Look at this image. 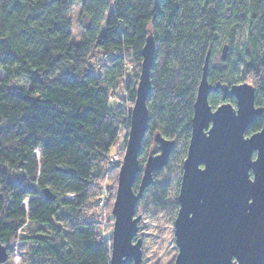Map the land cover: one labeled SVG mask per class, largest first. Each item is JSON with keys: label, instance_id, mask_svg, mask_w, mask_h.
I'll return each mask as SVG.
<instances>
[{"label": "trees", "instance_id": "1", "mask_svg": "<svg viewBox=\"0 0 264 264\" xmlns=\"http://www.w3.org/2000/svg\"><path fill=\"white\" fill-rule=\"evenodd\" d=\"M74 4L87 22L76 44L67 16ZM148 36L155 50L140 170L155 134L175 142L168 163L177 150L186 154L207 54L209 84L229 87L240 67L238 80L253 73L255 106L263 103L264 0H0V244L7 261L24 243L25 264H109L111 242L100 235L96 203L102 182L116 180L110 175L120 161L110 165V150H124L131 111L124 102L133 105ZM223 43L225 66L210 68ZM128 66L137 71L127 76ZM222 102L235 104L210 92L212 109ZM260 127L257 119L245 135ZM158 173L136 209L148 193L153 212L170 203L178 209L176 198H166L167 184L155 182Z\"/></svg>", "mask_w": 264, "mask_h": 264}, {"label": "water", "instance_id": "2", "mask_svg": "<svg viewBox=\"0 0 264 264\" xmlns=\"http://www.w3.org/2000/svg\"><path fill=\"white\" fill-rule=\"evenodd\" d=\"M154 50L153 39L148 36L141 51L140 73L111 207L109 264H141L142 242H133L141 220L136 207L153 183L154 173L167 165L175 145L155 134L153 140L158 148L149 151L140 170L138 156L148 123L146 101ZM227 51L224 45L222 61ZM208 59L207 54L181 165L178 209L173 221L177 249L173 264H264V91L263 103L255 106L256 90L250 84H209ZM215 90L222 92L223 101L234 98L235 106L222 102L212 109L208 96ZM257 119L261 120L260 129L246 136V130ZM44 196L54 200L48 190H44ZM7 259L6 247L0 244V264Z\"/></svg>", "mask_w": 264, "mask_h": 264}, {"label": "rangeland", "instance_id": "3", "mask_svg": "<svg viewBox=\"0 0 264 264\" xmlns=\"http://www.w3.org/2000/svg\"><path fill=\"white\" fill-rule=\"evenodd\" d=\"M109 13V12H108ZM67 16L71 22V40L72 43L76 44L79 42L81 34H82V27L87 23L86 19L81 16L80 12V6L77 4H74L68 11ZM245 33L244 35H239L235 38L233 47L230 49V52L232 53V59L236 57V51L235 45L236 42L239 43V50L244 48L245 44ZM224 45L221 44V47L219 51L215 54L214 58L210 61L209 67L213 69H219L223 68L225 65L224 62L221 60V48ZM233 51V52H232ZM241 70L240 67L237 68L236 76L233 78L231 85L235 84H242L247 83L250 85H254L251 81V77H253V73H246V79L243 81L238 80L239 74H237ZM137 68L136 66H128L127 76H130L131 72H136ZM3 73L0 71V79L3 78ZM123 91V90H122ZM117 96L122 97L120 95L121 93L118 91ZM125 96V94H124ZM262 99V98H261ZM123 103V102H122ZM126 104V109L132 108V105ZM110 106H112V103H110ZM235 106V105H233ZM158 146L156 144H152L148 151L151 150H157ZM118 149L114 150L111 149V158H114V162L122 161L124 150L117 151ZM177 150L175 153V156L173 160L169 163L170 169L168 170L167 167H164L161 171H158L157 177L154 178L155 182L162 181V185L167 184V192H166V198L170 202H173V198L177 197L178 188H179V181L181 178V172L180 165L182 161L185 158V155L183 156L181 154V151ZM117 173H114L110 176H115L117 180ZM157 173V172H156ZM116 180L110 182L109 179H106L102 182L101 187L104 186L106 188V192L108 194V199L104 207L103 217L101 219V224H99L100 229L102 228L104 232V236L108 237V241L111 242V232H112V226H113V218L111 216V208L109 209V200H110V190L109 188L112 187V195L113 200L115 196L116 191ZM149 197L150 193L145 194L143 197V202L141 206H139L136 209V215H139L141 217V220L139 222V230L137 232L136 237L134 238L133 242H135L137 239L141 240V253H142V261L141 264H173L175 255L177 253V249L174 244V236H173V221L176 216L177 209L175 206H172L170 203L169 205H166L164 209L161 212H153L151 206L149 205ZM113 203V201H112ZM112 207V205H111ZM97 220V216H96ZM26 233V232H25ZM29 246L28 244H18L17 246L12 248L11 256H12V263L11 261H7L6 264H25L26 257H27V250ZM15 255H18V259L15 260ZM10 256V255H9ZM10 260V258H8Z\"/></svg>", "mask_w": 264, "mask_h": 264}, {"label": "built area", "instance_id": "4", "mask_svg": "<svg viewBox=\"0 0 264 264\" xmlns=\"http://www.w3.org/2000/svg\"><path fill=\"white\" fill-rule=\"evenodd\" d=\"M111 157L109 158V163H110V165H113L116 162H114V158H111ZM106 191H107L106 188L104 186H102L101 187V195H100V197H99V199L97 200V203H96V216H97V221L99 222V224H101V219L104 217L103 216L104 215L103 214L104 207H105V204H106L107 199H108V194H107ZM67 198L68 199H72L73 197L72 196H68ZM103 234H104V232H103V230L101 228L100 229L101 237L103 238V240H108V237L104 236ZM18 258H19L18 255H15L14 259L17 260Z\"/></svg>", "mask_w": 264, "mask_h": 264}]
</instances>
